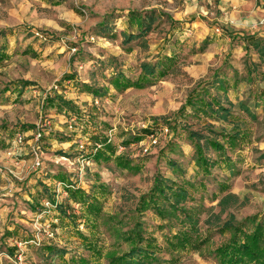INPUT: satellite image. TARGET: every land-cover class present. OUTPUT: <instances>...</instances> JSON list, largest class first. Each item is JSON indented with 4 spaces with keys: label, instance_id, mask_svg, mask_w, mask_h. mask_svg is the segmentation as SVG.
Here are the masks:
<instances>
[{
    "label": "rangeland",
    "instance_id": "374dc122",
    "mask_svg": "<svg viewBox=\"0 0 264 264\" xmlns=\"http://www.w3.org/2000/svg\"><path fill=\"white\" fill-rule=\"evenodd\" d=\"M259 6L249 18L222 0H0V45L9 55L0 65V264L94 261L81 234L93 235L102 249L97 263L109 264L128 251L137 223L161 246L192 225L203 237L215 232L199 250L160 252L159 264H219L214 251L229 234L218 227L249 216L264 221V3ZM142 19L150 22L147 32ZM145 65L156 74L146 75ZM116 78L143 86H117ZM220 80L233 103L230 117L188 104L209 90L229 107L217 90ZM37 130L43 132L38 169L33 142L14 144L18 133L31 139ZM194 131L220 143L222 133L239 131L246 140L219 153L205 148L203 138V151L215 162L204 174ZM96 143L114 149L109 160L89 158ZM117 158L135 168L118 166ZM159 178L188 190L180 204L187 218L142 207ZM68 187L103 194L97 222H72L70 213L80 214L82 206L69 201Z\"/></svg>",
    "mask_w": 264,
    "mask_h": 264
},
{
    "label": "trees",
    "instance_id": "16d2710c",
    "mask_svg": "<svg viewBox=\"0 0 264 264\" xmlns=\"http://www.w3.org/2000/svg\"><path fill=\"white\" fill-rule=\"evenodd\" d=\"M141 26L143 31L147 32L150 28V22L141 20ZM149 21V20H148ZM142 32L140 33V35ZM132 36L129 37L131 39ZM255 42V39L251 40ZM256 46L258 43H255ZM9 55L5 45H0V65L3 64ZM143 72L147 75L154 76L156 74L154 67H148L145 65ZM115 83L117 86H136L142 87V82H136L134 85L129 81H122L121 78H116ZM217 90H222L224 101L229 104V107H225L223 99H220L218 94L211 95L209 90H205L204 94H199L197 97L192 96L188 104L194 110H201L203 112H212L215 116H219L222 119H227L231 116L230 107L233 103L230 101L227 90L228 85L226 82L219 81ZM196 142V162L199 167L202 168L204 174H209L212 165L207 154L204 153L203 147L200 144L204 138L203 146L205 148H212L213 150L223 153L226 146L234 150L238 146V142L242 143L246 140L245 135L241 132L235 133H222L224 143H220L218 139L205 138L199 132H192L190 134ZM114 153V149L110 144L103 143L102 148H97L96 152L91 153L89 158L94 161L109 160L110 154ZM109 154V155H108ZM103 158V159H102ZM117 165L122 168L133 169L128 160L117 158ZM175 165V163H174ZM59 181H65L63 175H57ZM225 184V183H224ZM228 185H223L222 190H226ZM69 201L72 200L76 204H80L82 211L77 214L75 210L69 215L72 222L75 220H81L86 218L89 222H97L102 215V209L99 205V198L103 194L87 193L80 188L68 187ZM189 195L188 190L184 186H179L175 181L165 180L162 178L156 179L152 192L142 197L141 205L144 209H153L162 217L167 218V214L176 219L187 218V212L180 204ZM54 203V201H52ZM165 208H168L165 210ZM66 217V213L62 214ZM89 224V223H88ZM89 228H93L91 225H87ZM217 233L221 235L229 234V237L222 242L214 251L215 258L219 264H264V221L258 219L256 216H249L241 221L229 220L222 226L218 227ZM215 232H208L206 236H202L196 229L195 225H192L190 229L181 228L177 233L171 234L165 237V246H161L158 242L151 237H144L141 224L137 223L136 227L129 231L127 240L131 243L128 251L123 252L120 255H114L109 257V264H159L161 258L159 253L164 251L167 253H174L175 251L184 249H201L208 241L211 240ZM81 234V233H80ZM84 240L85 250L88 251L89 257L79 256L73 257L69 264H98L102 256V249L92 240V236L81 234ZM50 254H57L64 257V251L58 250L55 247H48Z\"/></svg>",
    "mask_w": 264,
    "mask_h": 264
},
{
    "label": "built area",
    "instance_id": "2783aa9c",
    "mask_svg": "<svg viewBox=\"0 0 264 264\" xmlns=\"http://www.w3.org/2000/svg\"><path fill=\"white\" fill-rule=\"evenodd\" d=\"M43 138V132L37 130L36 133H33V137L31 139H27V136L23 133H18L14 139V144L22 146L25 141H32L35 146H33V154H34V168L38 169L42 165V161L40 158L39 150L36 148V144ZM85 144L81 143L80 148L84 150ZM96 148H100V145L96 143Z\"/></svg>",
    "mask_w": 264,
    "mask_h": 264
},
{
    "label": "crops",
    "instance_id": "0c3cea01",
    "mask_svg": "<svg viewBox=\"0 0 264 264\" xmlns=\"http://www.w3.org/2000/svg\"><path fill=\"white\" fill-rule=\"evenodd\" d=\"M222 2L228 5H234V7L239 6L240 11L245 12L246 17L250 18L252 15H257L261 12L259 2L264 3V0H222Z\"/></svg>",
    "mask_w": 264,
    "mask_h": 264
}]
</instances>
